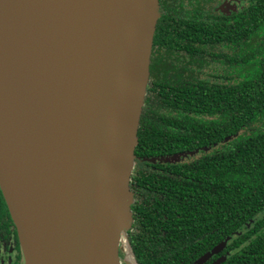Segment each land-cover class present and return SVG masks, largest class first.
Segmentation results:
<instances>
[{
    "label": "water",
    "instance_id": "water-1",
    "mask_svg": "<svg viewBox=\"0 0 264 264\" xmlns=\"http://www.w3.org/2000/svg\"><path fill=\"white\" fill-rule=\"evenodd\" d=\"M158 1L0 0V187L26 264L128 252Z\"/></svg>",
    "mask_w": 264,
    "mask_h": 264
},
{
    "label": "trees",
    "instance_id": "trees-1",
    "mask_svg": "<svg viewBox=\"0 0 264 264\" xmlns=\"http://www.w3.org/2000/svg\"><path fill=\"white\" fill-rule=\"evenodd\" d=\"M220 1L180 45L164 35L167 54L190 53L177 64L153 41L134 151L148 168L132 178L125 232L140 264L227 252L223 264H264V0ZM158 160L169 164L155 178Z\"/></svg>",
    "mask_w": 264,
    "mask_h": 264
},
{
    "label": "flooded vegetation",
    "instance_id": "flooded-vegetation-1",
    "mask_svg": "<svg viewBox=\"0 0 264 264\" xmlns=\"http://www.w3.org/2000/svg\"><path fill=\"white\" fill-rule=\"evenodd\" d=\"M159 17L156 24V30L154 34V42L158 41V58L160 57V63L165 61H174L176 64L182 61V58H186L190 53L184 54L183 52H168L166 53L163 48V37L169 31H174L176 45H180L181 42L186 41L189 38L187 32L179 34L180 29H192L198 25V21L206 24V0H159ZM222 8L226 12H231L233 9L238 10L241 6V0H222L220 1ZM235 5V6H234ZM231 6H234L233 8ZM172 29V30H171ZM153 42V44H154ZM156 45V47L158 48ZM153 52V50H152ZM149 84V83H148ZM148 88V86H147ZM169 164L168 161L158 160L155 163V178H159L167 173ZM148 166L145 163H138L135 161V167L130 177V184L132 178L137 173L138 169H147ZM131 190V189H130ZM132 192V191H131ZM134 197V193L132 192ZM133 202V201H132ZM129 239V237H128ZM201 244V242H195ZM230 242L225 244L228 245ZM128 252H120V264H140V260L134 257L132 250L130 249L128 240L126 246ZM223 250V249H221ZM220 251V250H219ZM129 257L127 258L126 255ZM131 254V255H130ZM217 255V254H216ZM230 253L219 254L213 260L206 258V253L202 256L195 258L184 259V262L190 264H223ZM211 259V260H210ZM0 264H26L25 255L20 243L18 230L15 222L12 218L8 205L5 201L4 195L0 187ZM143 264V263H141Z\"/></svg>",
    "mask_w": 264,
    "mask_h": 264
},
{
    "label": "bare ground",
    "instance_id": "bare-ground-1",
    "mask_svg": "<svg viewBox=\"0 0 264 264\" xmlns=\"http://www.w3.org/2000/svg\"><path fill=\"white\" fill-rule=\"evenodd\" d=\"M1 106L3 107L2 109L4 110H6V112H8L6 115H5V117L7 118V116L9 115V114H11L10 113V110H9V108H8V106H7V104H2L1 103ZM12 123V118H9V123ZM8 123V124H9ZM8 127H9V125H8ZM1 134V138H3L4 139V141H3V145H5V146H9L7 143H9V141L7 142V139H6V136H8L9 135V130H8V128L3 132H1L0 133ZM15 138L13 137V140H14Z\"/></svg>",
    "mask_w": 264,
    "mask_h": 264
},
{
    "label": "rangeland",
    "instance_id": "rangeland-1",
    "mask_svg": "<svg viewBox=\"0 0 264 264\" xmlns=\"http://www.w3.org/2000/svg\"><path fill=\"white\" fill-rule=\"evenodd\" d=\"M122 240L124 241V239H122ZM121 249H123V248H121ZM125 250H127V248H125ZM123 252H124V251H123ZM125 255H126V254H125ZM126 257L129 258L127 255H126Z\"/></svg>",
    "mask_w": 264,
    "mask_h": 264
}]
</instances>
